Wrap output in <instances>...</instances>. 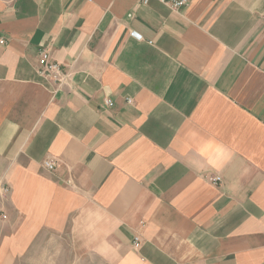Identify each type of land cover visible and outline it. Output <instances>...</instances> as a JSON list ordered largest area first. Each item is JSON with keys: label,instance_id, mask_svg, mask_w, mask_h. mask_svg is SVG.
<instances>
[{"label": "crops", "instance_id": "0c3cea01", "mask_svg": "<svg viewBox=\"0 0 264 264\" xmlns=\"http://www.w3.org/2000/svg\"><path fill=\"white\" fill-rule=\"evenodd\" d=\"M0 36V264H264V0H0Z\"/></svg>", "mask_w": 264, "mask_h": 264}, {"label": "built area", "instance_id": "2783aa9c", "mask_svg": "<svg viewBox=\"0 0 264 264\" xmlns=\"http://www.w3.org/2000/svg\"><path fill=\"white\" fill-rule=\"evenodd\" d=\"M147 3L149 0H142ZM171 6L174 10L181 9L188 3V0H161ZM131 36L136 38L137 40H142L143 36L139 32L133 30L131 32ZM7 40L0 36V44H6ZM39 73L46 78L54 81L59 85L66 84L71 76L69 70H67L60 62L56 61L52 56L51 52L47 49H42L39 52ZM128 102H132V99H128ZM107 105L111 106L112 102L107 100ZM45 166L49 170H54L56 168V163L53 160H47L45 162ZM210 182L213 184H218L221 182V176L214 175L207 177ZM5 192H8L9 189L7 187L4 188ZM135 248L140 246V238L136 237L134 241Z\"/></svg>", "mask_w": 264, "mask_h": 264}]
</instances>
